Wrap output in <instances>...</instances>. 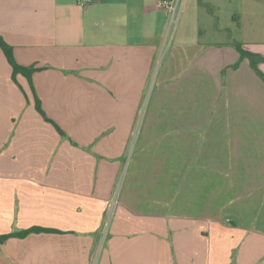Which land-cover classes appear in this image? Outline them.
Instances as JSON below:
<instances>
[{
	"label": "crops",
	"instance_id": "1",
	"mask_svg": "<svg viewBox=\"0 0 264 264\" xmlns=\"http://www.w3.org/2000/svg\"><path fill=\"white\" fill-rule=\"evenodd\" d=\"M84 1L0 0V35L37 68L13 78L0 49V235L45 229L3 241L0 264H229L236 247L264 264L241 255L264 244V81L233 67L235 43L264 57V0H233L222 39L184 47L198 67L159 68L138 129L153 61L181 54L169 13Z\"/></svg>",
	"mask_w": 264,
	"mask_h": 264
},
{
	"label": "rangeland",
	"instance_id": "2",
	"mask_svg": "<svg viewBox=\"0 0 264 264\" xmlns=\"http://www.w3.org/2000/svg\"><path fill=\"white\" fill-rule=\"evenodd\" d=\"M182 10L179 16V19L176 23H171L170 15L168 18V24L166 26V42L167 47L165 52L169 51L170 46L173 47V53H181L180 55H176L170 60H167L166 54L161 57L158 55L153 61L152 72L149 77V81L147 83L146 89L144 90L141 102L140 111L137 113L136 118V129H138V123L140 121V117L144 112L147 104L150 103L154 96V81L157 75L159 68H172L170 65L172 63L175 64L173 67V71L178 69L181 71L183 68H190L193 64L198 67L202 62L195 58V61H189L185 59L187 55L184 52V47L188 45V50L191 54H202L204 50L209 48V39H211L212 43H216L220 39L223 38L222 33L219 28L224 25H229L231 22L230 19V11L233 7V0H183ZM212 52L215 54H221V48L219 46L212 45ZM185 53V56L181 58L182 54ZM218 63V62H217ZM225 69L222 70V72ZM170 78V77H169ZM172 79V78H171ZM175 85L183 86V82L186 80V77L183 75L174 77ZM171 80H169L170 82ZM166 90V86L164 91ZM137 132V130H136ZM132 147V146H131ZM229 223V222H228ZM254 231V230H253ZM256 232V231H255ZM256 233H252L250 235L253 237V240L261 239L258 237ZM236 239H230L229 244L235 245L241 241L240 235H236ZM252 238L248 237L243 243V247L241 249L242 257L249 256L251 261H257L259 256L264 255V244H260L258 246L260 252H258L257 247H255L251 252L248 250V242ZM252 240V242H253ZM264 243V242H263ZM238 247H236L230 254L227 261L229 264H236Z\"/></svg>",
	"mask_w": 264,
	"mask_h": 264
},
{
	"label": "trees",
	"instance_id": "3",
	"mask_svg": "<svg viewBox=\"0 0 264 264\" xmlns=\"http://www.w3.org/2000/svg\"><path fill=\"white\" fill-rule=\"evenodd\" d=\"M0 49H2L8 63L11 65L12 67V77L15 78V75L17 73H21L24 76L27 77L28 81L31 80V75L34 71L37 70V68L33 67V66H21L19 64L16 63L15 59H14V55H13V49L12 46H10L0 35ZM235 49L238 51L239 53V59L238 61L233 65V67H237L240 63V61H242L243 59H248L250 66L252 67V69L257 73V75L264 81V73H262L259 68H258V64L260 62H264V57H262L259 54L256 53H252L249 52L245 49H243L242 45L240 43H235ZM36 109L45 117L44 112L42 111L39 102H36ZM47 120L48 118L45 117ZM50 121V120H48ZM54 126L56 127V129L63 134V131L54 124ZM45 229L42 228H31L28 230H23V231H19V232H14V233H10V234H5V235H0V244L5 241L7 238L12 237V236H18V237H24L25 235H27L28 233L32 232V231H44Z\"/></svg>",
	"mask_w": 264,
	"mask_h": 264
},
{
	"label": "built area",
	"instance_id": "4",
	"mask_svg": "<svg viewBox=\"0 0 264 264\" xmlns=\"http://www.w3.org/2000/svg\"><path fill=\"white\" fill-rule=\"evenodd\" d=\"M183 2V0H159V5L169 13L170 22L176 23L182 10ZM79 4L85 5V1L79 0Z\"/></svg>",
	"mask_w": 264,
	"mask_h": 264
}]
</instances>
